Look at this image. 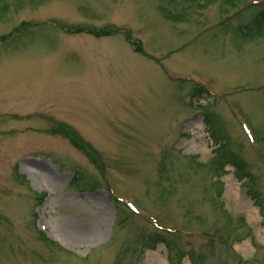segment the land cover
I'll return each mask as SVG.
<instances>
[{
  "label": "rangeland",
  "instance_id": "1",
  "mask_svg": "<svg viewBox=\"0 0 264 264\" xmlns=\"http://www.w3.org/2000/svg\"><path fill=\"white\" fill-rule=\"evenodd\" d=\"M0 264H264V0H0Z\"/></svg>",
  "mask_w": 264,
  "mask_h": 264
},
{
  "label": "trees",
  "instance_id": "2",
  "mask_svg": "<svg viewBox=\"0 0 264 264\" xmlns=\"http://www.w3.org/2000/svg\"><path fill=\"white\" fill-rule=\"evenodd\" d=\"M254 22H257L258 24H261V23H263V19H259V17L258 16H256L255 17V19H254ZM103 33H105V35L106 36H111V35H113V31L111 30L110 32H103ZM103 33H101V32H97V34L99 35V34H102L103 35ZM204 91H205V89H203V88H201V87H197V86H195L194 87V90H193V93L196 95V96H198V97H202L203 96V93H204ZM209 117L210 116H208L207 117V119H209ZM216 133H219V131H217ZM213 137H214V139L216 140V144L217 145H223V144H225V142H223L221 139H219L218 137H216V135L215 134H213ZM225 137V141H226V135L224 136ZM224 149H225V147H224ZM119 203V202H118ZM161 241V240H160ZM159 241V242H160Z\"/></svg>",
  "mask_w": 264,
  "mask_h": 264
},
{
  "label": "bare ground",
  "instance_id": "3",
  "mask_svg": "<svg viewBox=\"0 0 264 264\" xmlns=\"http://www.w3.org/2000/svg\"><path fill=\"white\" fill-rule=\"evenodd\" d=\"M28 170V169H27ZM35 174V173H34ZM74 232L75 231H79V232H81V231H85V230H87V229H89V231L92 233V232H94V229H92L91 227H90V225L89 224H85V225H81V223H76V224H74V225H71V227H70ZM96 232H94L93 234H95Z\"/></svg>",
  "mask_w": 264,
  "mask_h": 264
}]
</instances>
